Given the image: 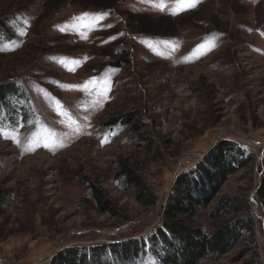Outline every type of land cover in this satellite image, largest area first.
I'll list each match as a JSON object with an SVG mask.
<instances>
[{"label": "rangeland", "instance_id": "374dc122", "mask_svg": "<svg viewBox=\"0 0 264 264\" xmlns=\"http://www.w3.org/2000/svg\"><path fill=\"white\" fill-rule=\"evenodd\" d=\"M44 1L0 0V19L28 16L12 23L17 38L0 52V87L17 82L11 95L17 111L5 109L0 125V264H51L73 245L148 235L162 223L179 174L224 137L257 155L253 181L233 174L219 197L257 185L264 158V21L256 14L264 15V0H198L179 12L177 0H119L111 7ZM85 13L105 18L78 19ZM139 17L170 18L175 33L135 30ZM121 58L128 64L108 65ZM132 113L130 124L106 123ZM122 162L154 190L155 206H143L136 188L119 177ZM93 183L106 190L116 213L97 209ZM251 200L254 235L205 264H264V205L255 191ZM216 201L198 208L195 224L206 231ZM146 250L140 264H158L150 245Z\"/></svg>", "mask_w": 264, "mask_h": 264}, {"label": "trees", "instance_id": "16d2710c", "mask_svg": "<svg viewBox=\"0 0 264 264\" xmlns=\"http://www.w3.org/2000/svg\"><path fill=\"white\" fill-rule=\"evenodd\" d=\"M67 0H45L46 6L59 5ZM119 0H74L80 6H114ZM27 14L21 18L11 13L0 19V52L6 53L4 47H12L17 33L12 23H23ZM135 18L133 29L146 34L171 35L172 19L160 17L145 20ZM256 19L264 21V15L257 12ZM264 30V26L261 28ZM17 47V46H16ZM16 47L9 48L15 49ZM128 64L121 58L110 64L119 68ZM17 83V82H16ZM15 83V84H16ZM15 84L0 87V125H3L4 111L9 110L13 115L17 110L11 102V95L16 92ZM11 104V105H10ZM8 105L10 108L8 109ZM12 106V107H11ZM132 114L113 116L106 121L114 124L117 121L130 124ZM117 125V124H114ZM142 122L134 123V129H141ZM144 136V135H142ZM256 152L241 141L224 137L209 154L194 166L181 172L163 206L162 223L148 235L130 240L107 241L93 245H73L63 249L51 264H140L147 252L146 245L156 253L158 264H205L227 254L244 235H254L255 215L251 191H255L256 200L264 205V158L263 169L258 183L253 188L245 186L237 194L219 197L224 183L239 172L246 174L245 181L252 182L255 178L254 163ZM259 171V170H258ZM249 173V174H248ZM119 177L126 179L127 184L137 190V200L143 206H155L158 196L149 184L142 178L139 171L127 162H122ZM91 196L96 207L101 212H114L112 199L106 190L97 184H91ZM4 197L0 191V204ZM217 200L211 212L214 225L206 231L196 225L199 207H208L210 202Z\"/></svg>", "mask_w": 264, "mask_h": 264}, {"label": "snow or ice", "instance_id": "6c2138e0", "mask_svg": "<svg viewBox=\"0 0 264 264\" xmlns=\"http://www.w3.org/2000/svg\"><path fill=\"white\" fill-rule=\"evenodd\" d=\"M196 2H198V0H177V3L180 5V7H178L174 11L175 12L183 11V10H185V5L187 7H192L195 5ZM160 6H161V10H163L164 8L167 7V4L162 2ZM90 15H95L97 17V21L105 18V14H103V13H100V14L85 13L82 15V17H80L78 19L83 20L85 17H88ZM77 27H79V25H77Z\"/></svg>", "mask_w": 264, "mask_h": 264}]
</instances>
